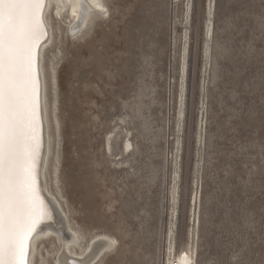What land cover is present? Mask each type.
Instances as JSON below:
<instances>
[{
  "label": "rangeland",
  "instance_id": "1",
  "mask_svg": "<svg viewBox=\"0 0 264 264\" xmlns=\"http://www.w3.org/2000/svg\"><path fill=\"white\" fill-rule=\"evenodd\" d=\"M101 1L77 35L52 5L43 54L45 180L74 250L107 236L93 264H264V0ZM45 240L33 264L55 263Z\"/></svg>",
  "mask_w": 264,
  "mask_h": 264
},
{
  "label": "snow or ice",
  "instance_id": "2",
  "mask_svg": "<svg viewBox=\"0 0 264 264\" xmlns=\"http://www.w3.org/2000/svg\"><path fill=\"white\" fill-rule=\"evenodd\" d=\"M44 6L45 0H0V264H25L26 242L39 222L36 48L46 35Z\"/></svg>",
  "mask_w": 264,
  "mask_h": 264
},
{
  "label": "bare ground",
  "instance_id": "3",
  "mask_svg": "<svg viewBox=\"0 0 264 264\" xmlns=\"http://www.w3.org/2000/svg\"><path fill=\"white\" fill-rule=\"evenodd\" d=\"M52 5L54 6L53 9L59 19L61 17V13L66 10L67 16L70 19L69 32L71 35H77L84 28L91 14L105 16L107 13V10L101 0H45V6L42 9L43 31L46 35H41L36 48L37 116L35 125V143L38 145V151L35 185L37 200L35 204V211L33 213V220H38L39 222L36 225V230L31 234L26 242L25 264H33L37 242L43 238H46L45 241H49L51 237H54L60 242L59 250L54 258V264H75V262L81 261H83L84 264H93L99 257L101 259L112 251L115 244L114 239L107 236H100V238H97L93 242L89 243V245L82 250L81 253H77L74 250V247L78 243L79 239L76 234L70 230L71 228L68 227L67 221L63 216L61 206L48 190L45 180V169L50 150V133L46 114V82L43 66V54L52 37V28L48 19V11ZM124 147V151H126V153L131 152L130 149L132 145L129 141L126 142ZM38 179L41 181L40 185L38 183ZM42 213H46L47 218H42ZM170 255L169 264H194L195 256L192 252H171Z\"/></svg>",
  "mask_w": 264,
  "mask_h": 264
},
{
  "label": "water",
  "instance_id": "4",
  "mask_svg": "<svg viewBox=\"0 0 264 264\" xmlns=\"http://www.w3.org/2000/svg\"><path fill=\"white\" fill-rule=\"evenodd\" d=\"M39 93H40V91H39ZM38 183H39V185L41 184V181L38 179ZM27 254H28V251H27Z\"/></svg>",
  "mask_w": 264,
  "mask_h": 264
}]
</instances>
